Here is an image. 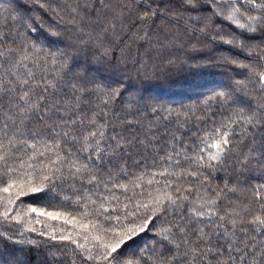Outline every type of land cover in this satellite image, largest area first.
Segmentation results:
<instances>
[{
    "label": "trees",
    "instance_id": "obj_1",
    "mask_svg": "<svg viewBox=\"0 0 264 264\" xmlns=\"http://www.w3.org/2000/svg\"><path fill=\"white\" fill-rule=\"evenodd\" d=\"M4 1L0 264H264V0Z\"/></svg>",
    "mask_w": 264,
    "mask_h": 264
},
{
    "label": "rangeland",
    "instance_id": "obj_2",
    "mask_svg": "<svg viewBox=\"0 0 264 264\" xmlns=\"http://www.w3.org/2000/svg\"><path fill=\"white\" fill-rule=\"evenodd\" d=\"M2 3H3V1L4 0H0ZM6 1H8V0H6ZM13 2L11 3V6H14V7H17V6H20L21 4H22V2H20V1H18V0H12ZM5 2V1H4ZM21 11H23V10H21ZM20 18V20L22 19V18H24L23 20L25 21V23L26 24H28V22L29 21H32V20H34V15H32V14H29L28 15V13L27 12H22V18L21 17H19ZM23 22V21H22ZM50 22H52V21H50ZM46 26H49V23L47 22V21H45V23H44ZM38 42H40V44H41V46H42V48L44 47V44L47 46H52V47H54V48H59L58 50H60L59 51V53L60 54H64V53H66V51L67 52H69L70 53V51H71V48H73L72 47V43L69 41V42H67V44H66V46L63 48V49H60V47L57 45V43H56V40H53V39H51L50 37L48 38V37H41V38H38ZM234 60H238V59H234ZM84 63H83V61L81 60V61H77V62H74V65H73V68H72V66H68V70H67V72H66V74H69L68 76H70V74H74V76L75 77H79V75H82V74H80V67L83 65ZM220 68H221V66H219ZM96 68V67H95ZM94 67H93V65L91 66V68L89 69V72H88V74L85 76L84 74V76H82V77H80L79 78V80L78 81H80L81 80V82H86V79L88 78V79H93V80H95V78H97L99 81H103V82H105V83H107V81L106 80H104V79H101V77H99L98 76V72L96 71V69H95ZM76 72V73H75ZM235 77H237L238 78V80H242V81H244V80H247L248 79V74L247 75H245V74H242V73H238V74H235L234 75ZM233 76V77H234ZM71 77V76H70ZM161 77H163V74H160V75H157V77L156 78H161ZM165 78H167V75L165 76ZM230 79L231 80H233L232 79V77H230ZM98 80H96V81H98ZM87 86V85H86ZM204 94V92L202 93V95ZM139 97V99H138V101H139V103H138V105H140V104H142V106L143 105H146V102H148L149 100H145L144 99V97H141V96H138ZM148 99H151V97H148ZM154 100H155V98H153ZM158 101L161 103H166V102H168V103H172V102H174L173 100H171V99H166V98H163V97H160V99H158ZM246 104H248L249 106L252 104V103H247L246 102ZM137 105V106H138ZM240 105H244V103H241V102H238V103H236V106H240ZM248 106V107H249ZM252 106V105H251ZM146 107V106H145ZM25 252H23V253H16L14 256H9V255H7L6 256V258H5V261H6V264H26L25 262H27L26 261V259H25ZM50 264H55V262H49Z\"/></svg>",
    "mask_w": 264,
    "mask_h": 264
}]
</instances>
